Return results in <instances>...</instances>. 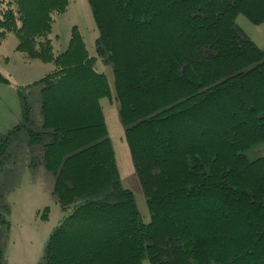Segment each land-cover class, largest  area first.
<instances>
[{
  "label": "trees",
  "instance_id": "16d2710c",
  "mask_svg": "<svg viewBox=\"0 0 264 264\" xmlns=\"http://www.w3.org/2000/svg\"><path fill=\"white\" fill-rule=\"evenodd\" d=\"M86 1L94 54L75 25L67 46L55 50L54 17L70 0H0V45L13 34L26 60L53 65L40 79L39 107L52 139L29 165L54 174L63 210L82 199L52 230L37 264H248L252 256L264 264V158L242 153L264 141V50L235 22L242 13L263 23L264 0ZM98 58L112 67L148 222L119 181L101 102L112 89ZM28 133L30 144L41 142L42 132ZM8 139L0 138V170L11 156ZM232 201L253 216L240 222L251 236L215 218L217 204ZM220 239L224 247L214 245Z\"/></svg>",
  "mask_w": 264,
  "mask_h": 264
},
{
  "label": "rangeland",
  "instance_id": "374dc122",
  "mask_svg": "<svg viewBox=\"0 0 264 264\" xmlns=\"http://www.w3.org/2000/svg\"><path fill=\"white\" fill-rule=\"evenodd\" d=\"M235 22L240 34L247 36L264 50V22L255 23L242 13L237 14ZM74 25L81 32L90 53L94 54V39L97 36V29L86 0H70L67 11L54 17L49 36L53 40L55 50L61 51L67 46L71 28ZM16 43V36L10 34L0 46V74L8 79V82L0 80V98H4L6 101L3 104L0 99V138L9 134L8 149L11 153L8 165L6 164L7 166L0 170V214L7 221L0 225V245H3L0 250L3 253L2 264H37L43 261L45 243L52 230L68 211L82 203V199L77 198L67 210H63L53 193L54 174L46 171L41 165H29L33 156L37 158L40 155L43 144L52 139L51 134L43 128L39 107L42 87L40 79L53 65L39 60H26L21 52L15 50ZM95 67L98 71L105 73L112 89L113 98H103L101 102L104 107L108 136L115 151L119 181L123 188H128L133 192L139 216L141 220L148 222L150 212L146 204V197L139 184L127 143L123 137L124 129L119 121L118 101L114 96L113 89L112 67L110 63H105L99 58L95 62ZM1 88H6V90ZM7 89L10 92L9 96H7ZM250 91L251 93L256 92L257 86H251ZM22 96L29 106V120L24 118ZM7 107L9 110L12 109L13 114L17 117V121L12 122L15 124L9 129L6 127L12 113L7 110ZM17 111L21 116L17 115ZM219 120L221 122L224 118H219ZM17 123H20L18 125L21 127L14 129ZM29 128L42 132L40 143H29ZM242 153L249 160L264 158V141L247 147ZM8 170L9 172L17 170L19 179L27 181V189L25 184V187L21 186L19 189H6L5 183L8 178H4V172ZM196 209L200 210V207L195 208L196 214L203 213L202 210L196 211ZM214 212L217 214L215 218L229 221V226L231 224V227L237 229L235 230L237 234L252 235L251 227L240 223L242 214L246 215V218L247 216L250 219L253 218L248 214L244 204L232 201L228 207H223L222 203H219ZM44 213L45 215H43ZM204 214L207 215L206 212ZM260 214H262L261 211ZM256 215L258 214L254 216ZM248 220L244 219L243 223ZM257 229L259 231L260 227ZM224 242L226 240L220 239L215 241L214 245L224 247L225 245L222 246ZM252 257L248 264H255ZM143 264L152 263L144 259Z\"/></svg>",
  "mask_w": 264,
  "mask_h": 264
},
{
  "label": "crops",
  "instance_id": "0c3cea01",
  "mask_svg": "<svg viewBox=\"0 0 264 264\" xmlns=\"http://www.w3.org/2000/svg\"><path fill=\"white\" fill-rule=\"evenodd\" d=\"M7 39V38H6ZM5 41V40H4ZM3 43V42H2ZM2 45V44H1ZM0 45V46H1ZM18 57V56H17ZM20 57V56H19ZM6 60H8V59H6ZM7 87V86H6ZM2 90H6V88H1ZM10 95V92L8 91V89H7V96H9ZM11 97H12V95H11ZM1 100H2V102H3V104L6 102L5 100H4V98H0ZM103 109H104V107H103ZM7 110L9 111V112H11L12 114H11V118L9 119V123L7 124V129H9L10 127H12L15 123H12V122H16L17 121V117L13 114L14 113V111L12 110V109H10L9 110V108L7 107ZM17 113V115H19V116H21L20 115V112H16ZM41 114V113H40ZM42 117V116H41ZM13 120V121H12ZM15 120V121H14ZM10 124H12V125H10ZM18 124H20V123H17V125H15V127L16 126H20V125H18ZM42 124H43V122H42ZM21 127V126H20ZM19 127V128H20ZM18 129V128H17ZM40 165V164H39ZM42 166V165H41ZM43 167V166H42ZM44 168V167H43ZM45 169V168H44ZM46 171H49V170H47V169H45ZM5 173V177L4 178H8L7 179V181H6V183H5V188L6 189H19V188H21V186L22 187H25L24 186V184L26 185V189H27V187H28V183H27V181L26 182H24V181H22V180H20L19 179V177H18V172H17V170H14V171H10L9 172V170L8 171H5L4 172ZM25 189V190H26ZM2 248H3V245H0V249L2 250Z\"/></svg>",
  "mask_w": 264,
  "mask_h": 264
}]
</instances>
